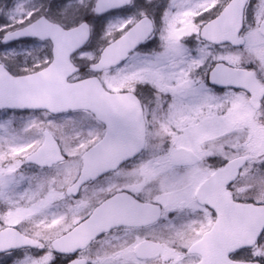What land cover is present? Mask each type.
<instances>
[{"label":"snow or ice","instance_id":"6c2138e0","mask_svg":"<svg viewBox=\"0 0 264 264\" xmlns=\"http://www.w3.org/2000/svg\"><path fill=\"white\" fill-rule=\"evenodd\" d=\"M0 264H264V0H0Z\"/></svg>","mask_w":264,"mask_h":264}]
</instances>
